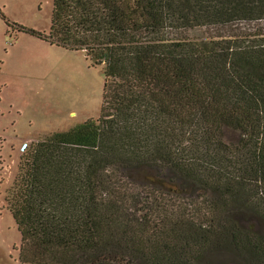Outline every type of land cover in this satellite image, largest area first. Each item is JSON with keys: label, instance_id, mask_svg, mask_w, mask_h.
Segmentation results:
<instances>
[{"label": "trees", "instance_id": "obj_1", "mask_svg": "<svg viewBox=\"0 0 264 264\" xmlns=\"http://www.w3.org/2000/svg\"><path fill=\"white\" fill-rule=\"evenodd\" d=\"M6 21L105 77L99 118L21 146L20 264H203L221 246L264 264V0H53L49 32Z\"/></svg>", "mask_w": 264, "mask_h": 264}, {"label": "rangeland", "instance_id": "obj_2", "mask_svg": "<svg viewBox=\"0 0 264 264\" xmlns=\"http://www.w3.org/2000/svg\"><path fill=\"white\" fill-rule=\"evenodd\" d=\"M52 8L53 0H0V264H20V233L7 198L22 144L101 114L103 65H93L85 51L52 44L6 21L49 32ZM239 136L225 130L228 142L236 143ZM203 264L246 263L221 246L207 251Z\"/></svg>", "mask_w": 264, "mask_h": 264}]
</instances>
